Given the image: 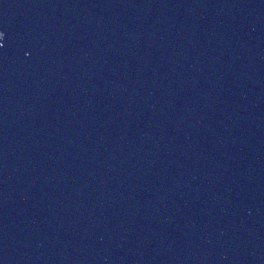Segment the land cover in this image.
<instances>
[{
	"label": "water",
	"instance_id": "obj_1",
	"mask_svg": "<svg viewBox=\"0 0 264 264\" xmlns=\"http://www.w3.org/2000/svg\"><path fill=\"white\" fill-rule=\"evenodd\" d=\"M0 264H264V0H0Z\"/></svg>",
	"mask_w": 264,
	"mask_h": 264
}]
</instances>
